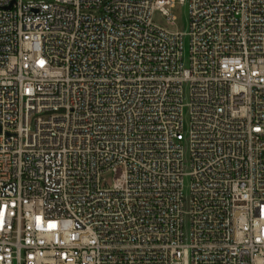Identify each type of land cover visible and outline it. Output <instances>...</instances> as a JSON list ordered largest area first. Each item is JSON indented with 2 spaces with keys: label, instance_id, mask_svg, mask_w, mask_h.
Instances as JSON below:
<instances>
[{
  "label": "built area",
  "instance_id": "2783aa9c",
  "mask_svg": "<svg viewBox=\"0 0 264 264\" xmlns=\"http://www.w3.org/2000/svg\"><path fill=\"white\" fill-rule=\"evenodd\" d=\"M180 2L0 0V264H264V0Z\"/></svg>",
  "mask_w": 264,
  "mask_h": 264
},
{
  "label": "rangeland",
  "instance_id": "374dc122",
  "mask_svg": "<svg viewBox=\"0 0 264 264\" xmlns=\"http://www.w3.org/2000/svg\"><path fill=\"white\" fill-rule=\"evenodd\" d=\"M170 14L175 17V20L173 22H168L166 19V16H164L159 11H155L153 13L152 21L156 26L161 27L166 31L186 34L189 28V14H188L187 3H181L180 0H175L174 7L170 9ZM184 51H185V54H187V51H188V37L187 36H184ZM184 130L187 131V126H185ZM183 152H184V158L186 162L185 163L186 172H188L189 153H188V145L186 141L183 143ZM102 177L104 178L106 183H108V185L112 183L111 173H105ZM188 184H189V181L186 178L184 181L186 193L188 191Z\"/></svg>",
  "mask_w": 264,
  "mask_h": 264
}]
</instances>
